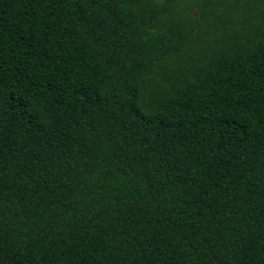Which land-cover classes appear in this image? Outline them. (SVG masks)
<instances>
[{
    "label": "trees",
    "instance_id": "1",
    "mask_svg": "<svg viewBox=\"0 0 264 264\" xmlns=\"http://www.w3.org/2000/svg\"><path fill=\"white\" fill-rule=\"evenodd\" d=\"M0 264H264V0H0Z\"/></svg>",
    "mask_w": 264,
    "mask_h": 264
}]
</instances>
